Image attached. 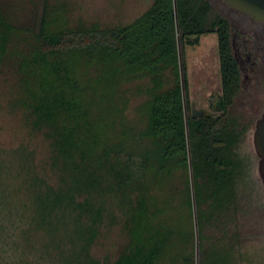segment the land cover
Wrapping results in <instances>:
<instances>
[{"label":"trees","instance_id":"obj_1","mask_svg":"<svg viewBox=\"0 0 264 264\" xmlns=\"http://www.w3.org/2000/svg\"><path fill=\"white\" fill-rule=\"evenodd\" d=\"M207 32L220 90L211 114L193 116L181 45ZM230 35L209 0H150L116 24L73 19L67 0H0V74L15 72L11 105L48 139L56 175L27 184L13 243L36 256L19 264H239V235L225 227L244 165V130L229 109L240 86ZM132 97L141 99L130 115ZM117 215L126 239L100 258L92 244Z\"/></svg>","mask_w":264,"mask_h":264},{"label":"rangeland","instance_id":"obj_2","mask_svg":"<svg viewBox=\"0 0 264 264\" xmlns=\"http://www.w3.org/2000/svg\"><path fill=\"white\" fill-rule=\"evenodd\" d=\"M70 16L87 20L96 19L103 24L123 23L138 15L150 0H67ZM213 10L235 21L240 12L224 0H209ZM181 49L190 86V100L196 107L210 110V102L220 90L217 38L215 32L202 33L198 43L183 44ZM16 75L8 66L0 74V264H19V257H35L29 250L14 245L20 226L25 225V216L30 197L27 184L30 177L38 175L52 183L55 172L49 164V143L41 130L31 128L24 111L12 106L15 93ZM246 91L241 88L230 111L239 116V126L243 128L241 140L236 146L243 160V170L237 182L232 219L228 220L226 230L238 236L239 264H264V184L258 170V155L253 142V127L261 108H250L239 101L247 99ZM140 97H132L128 113L133 115V107ZM177 182V181H176ZM177 185H180L179 182ZM17 209L9 208L2 201V195ZM234 214V215H233ZM221 227H224L223 225ZM209 235L222 232L220 228L208 227ZM126 235L122 217H106L100 233L92 244L94 255L113 259L124 243ZM40 252H37L39 254ZM45 254H42L44 256ZM46 257V256H45ZM44 257L40 264H49Z\"/></svg>","mask_w":264,"mask_h":264},{"label":"flooded vegetation","instance_id":"obj_3","mask_svg":"<svg viewBox=\"0 0 264 264\" xmlns=\"http://www.w3.org/2000/svg\"><path fill=\"white\" fill-rule=\"evenodd\" d=\"M235 9L240 12V15L235 21L229 20L230 38L233 55L239 68L240 86L232 103L243 88L248 94L247 99L239 103H246L250 108L259 107L262 110L264 102V21Z\"/></svg>","mask_w":264,"mask_h":264},{"label":"water","instance_id":"obj_4","mask_svg":"<svg viewBox=\"0 0 264 264\" xmlns=\"http://www.w3.org/2000/svg\"><path fill=\"white\" fill-rule=\"evenodd\" d=\"M230 6L242 10L251 16L264 21V0H224ZM193 116L211 114L212 111L203 106L196 107L191 103ZM253 142L258 155V170L264 184V102L261 113L255 119L253 127Z\"/></svg>","mask_w":264,"mask_h":264}]
</instances>
